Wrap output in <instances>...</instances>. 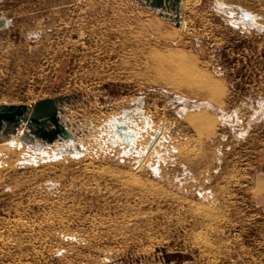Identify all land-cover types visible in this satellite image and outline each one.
Wrapping results in <instances>:
<instances>
[{"label":"rangeland","instance_id":"374dc122","mask_svg":"<svg viewBox=\"0 0 264 264\" xmlns=\"http://www.w3.org/2000/svg\"><path fill=\"white\" fill-rule=\"evenodd\" d=\"M181 14L179 29L138 0H0V103L71 95L75 133L1 136L0 264H264V0ZM198 103L207 124L188 118Z\"/></svg>","mask_w":264,"mask_h":264},{"label":"water","instance_id":"95a60500","mask_svg":"<svg viewBox=\"0 0 264 264\" xmlns=\"http://www.w3.org/2000/svg\"><path fill=\"white\" fill-rule=\"evenodd\" d=\"M138 1L144 2L162 16L174 19L176 25H181V9L184 0ZM247 16V24L257 25L253 20V14L247 13ZM10 24L9 19L0 15L1 27H8ZM72 98L71 95H57L41 98L34 103H0V139L2 135L6 137L18 135L21 128H23L21 139L40 148L54 144L57 140L72 139L75 133L66 124L63 116L65 107ZM124 117L127 118L126 115ZM114 123L124 141L133 146L139 130H134L126 122H120L117 119Z\"/></svg>","mask_w":264,"mask_h":264},{"label":"bare ground","instance_id":"6f19581e","mask_svg":"<svg viewBox=\"0 0 264 264\" xmlns=\"http://www.w3.org/2000/svg\"><path fill=\"white\" fill-rule=\"evenodd\" d=\"M190 2V0H184L183 4H188ZM253 20L258 24V19L256 15H253ZM145 24L163 34H169V35H175L177 29H174L173 31H168L164 29V23L163 21H161L160 19H152V20H148L145 22ZM183 24L180 25L179 29H181L183 26ZM178 26V25H177ZM182 26V27H181ZM177 81V80H176ZM187 83V85H191L192 80L190 79H185V81ZM191 82V83H190ZM206 82V88L203 89V91L205 92H211V94L213 96H221V91L219 92V90H216L215 87L217 85H219L220 82H217L216 80L212 79L210 76H207V78L205 79ZM178 83V82H177ZM201 89V90H202ZM186 97H183V99ZM187 99V98H186ZM195 101L193 102L194 105ZM203 104V103H202ZM196 106L200 107L201 112H197V113H193L188 115V118L194 122H199V123H209V113H208V105H200V103H198ZM204 106V107H201ZM190 108V107H189ZM198 108V107H197ZM191 109V108H190ZM196 109V108H195ZM186 113V112H185ZM67 124V123H66ZM68 125V124H67ZM69 126V125H68ZM70 128V127H69ZM20 133V132H19ZM1 147V146H0ZM3 148V147H2ZM8 149V148H7ZM6 149V150H7ZM2 152V151H1ZM44 152H47V149H44ZM264 186V185H263Z\"/></svg>","mask_w":264,"mask_h":264},{"label":"crops","instance_id":"0c3cea01","mask_svg":"<svg viewBox=\"0 0 264 264\" xmlns=\"http://www.w3.org/2000/svg\"><path fill=\"white\" fill-rule=\"evenodd\" d=\"M255 15V14H254ZM257 16V15H256ZM258 19V18H257ZM264 184H262V187L264 188V186H263Z\"/></svg>","mask_w":264,"mask_h":264}]
</instances>
